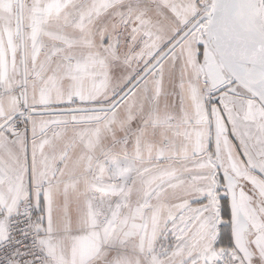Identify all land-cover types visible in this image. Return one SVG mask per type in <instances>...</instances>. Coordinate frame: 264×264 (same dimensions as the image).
Wrapping results in <instances>:
<instances>
[{"label":"snow or ice","instance_id":"1","mask_svg":"<svg viewBox=\"0 0 264 264\" xmlns=\"http://www.w3.org/2000/svg\"><path fill=\"white\" fill-rule=\"evenodd\" d=\"M0 264H264V0H0Z\"/></svg>","mask_w":264,"mask_h":264}]
</instances>
